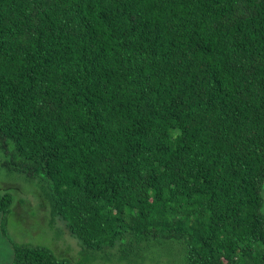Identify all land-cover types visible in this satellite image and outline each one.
I'll list each match as a JSON object with an SVG mask.
<instances>
[{"label": "trees", "instance_id": "16d2710c", "mask_svg": "<svg viewBox=\"0 0 264 264\" xmlns=\"http://www.w3.org/2000/svg\"><path fill=\"white\" fill-rule=\"evenodd\" d=\"M0 171L80 254L264 264V0H0Z\"/></svg>", "mask_w": 264, "mask_h": 264}, {"label": "rangeland", "instance_id": "374dc122", "mask_svg": "<svg viewBox=\"0 0 264 264\" xmlns=\"http://www.w3.org/2000/svg\"><path fill=\"white\" fill-rule=\"evenodd\" d=\"M7 192L12 193L13 204L6 213L0 212V221L2 217L5 219V232L0 223V264H9L12 260L10 242L47 247L58 259L73 264L78 261L82 264H133L126 260L118 262L116 257L111 258L103 253L80 254L78 240L68 233L57 218L52 220L48 208L43 207L39 189L0 171V196ZM262 195L264 199V184ZM262 209L264 212V202ZM152 258L158 261L146 264H180L177 252Z\"/></svg>", "mask_w": 264, "mask_h": 264}]
</instances>
